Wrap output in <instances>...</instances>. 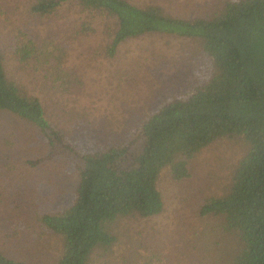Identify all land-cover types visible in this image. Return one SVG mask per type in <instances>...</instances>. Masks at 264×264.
Instances as JSON below:
<instances>
[{"label":"rangeland","instance_id":"obj_1","mask_svg":"<svg viewBox=\"0 0 264 264\" xmlns=\"http://www.w3.org/2000/svg\"><path fill=\"white\" fill-rule=\"evenodd\" d=\"M157 3L179 17L208 16L222 0H130ZM32 0H0V49L6 76L43 103L50 123L80 149L106 147L125 139L163 101L177 96L209 74V62L188 38L149 33L105 55L107 23L98 14L65 4L55 15L38 19L28 13ZM90 29L83 30V22ZM17 29L34 37H55L67 46L66 68L81 81L71 91L53 88L39 71L21 67L9 50ZM248 146L237 135L216 138L184 161L188 176L174 179L168 164L156 177L162 208L137 212L113 222L111 249H96L89 264H216L225 260L227 240L220 214L202 212L210 198L231 187ZM48 147L31 124L0 112V251L33 264H54L59 236L36 215L67 207L78 182L61 157L47 158ZM29 162V163H28ZM149 259L151 263H149Z\"/></svg>","mask_w":264,"mask_h":264},{"label":"trees","instance_id":"obj_2","mask_svg":"<svg viewBox=\"0 0 264 264\" xmlns=\"http://www.w3.org/2000/svg\"><path fill=\"white\" fill-rule=\"evenodd\" d=\"M65 4L105 18L108 58L128 40L170 34L198 44L209 74L159 104L125 139L80 149L50 123L37 96L6 76L0 49V112L35 127L47 144L46 157L66 159L78 176L67 207L36 215L61 239L54 264H89L93 251L111 249L117 239L113 222L134 212L148 216L161 211L156 177L162 168L170 164L173 178H184L188 169L175 156L189 157L228 135L240 136L248 150L227 193L202 207L204 214H220L228 242L223 252L227 257L216 264H264V0H222L211 15L195 17L174 16L160 4L141 6L130 0H32L28 13L48 18ZM82 27L91 28L86 21ZM9 50L21 67L41 72L53 88L68 92L81 84L66 68L67 46L58 38L17 29ZM0 264L33 263L0 251Z\"/></svg>","mask_w":264,"mask_h":264}]
</instances>
